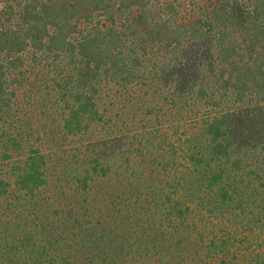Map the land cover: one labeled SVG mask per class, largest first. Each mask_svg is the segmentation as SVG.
I'll return each mask as SVG.
<instances>
[{"label": "trees", "instance_id": "trees-1", "mask_svg": "<svg viewBox=\"0 0 264 264\" xmlns=\"http://www.w3.org/2000/svg\"><path fill=\"white\" fill-rule=\"evenodd\" d=\"M208 1L0 0V264H264V0Z\"/></svg>", "mask_w": 264, "mask_h": 264}, {"label": "rangeland", "instance_id": "rangeland-1", "mask_svg": "<svg viewBox=\"0 0 264 264\" xmlns=\"http://www.w3.org/2000/svg\"><path fill=\"white\" fill-rule=\"evenodd\" d=\"M207 5H209L208 0H194L193 7H188L189 9H192V10L189 11L187 18H192L193 16H194V18L197 17V15L201 12V8L202 9L206 8Z\"/></svg>", "mask_w": 264, "mask_h": 264}]
</instances>
